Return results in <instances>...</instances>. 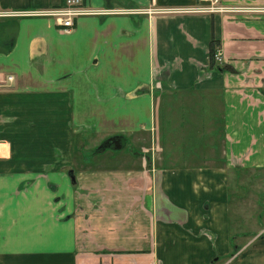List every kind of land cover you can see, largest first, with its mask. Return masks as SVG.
Returning a JSON list of instances; mask_svg holds the SVG:
<instances>
[{"label": "crops", "instance_id": "crops-1", "mask_svg": "<svg viewBox=\"0 0 264 264\" xmlns=\"http://www.w3.org/2000/svg\"><path fill=\"white\" fill-rule=\"evenodd\" d=\"M84 2L141 13L69 33L0 16V264H264V193L247 215L229 189L264 174V0ZM114 137L122 149L95 152Z\"/></svg>", "mask_w": 264, "mask_h": 264}, {"label": "built area", "instance_id": "built-area-1", "mask_svg": "<svg viewBox=\"0 0 264 264\" xmlns=\"http://www.w3.org/2000/svg\"><path fill=\"white\" fill-rule=\"evenodd\" d=\"M166 13H197V14H232V13H253L255 9L229 8L223 5L222 0H197V4L191 8H179L166 10ZM139 10H106V9H91L87 6L84 0H64L63 5L38 11L25 12H3L0 16L3 17H43L51 19L56 26L61 28L63 32L69 33L74 28V22L77 18L88 16H111V15H128L140 14ZM219 49L214 54L215 62H219ZM7 81L11 83L12 77H8Z\"/></svg>", "mask_w": 264, "mask_h": 264}, {"label": "rangeland", "instance_id": "rangeland-1", "mask_svg": "<svg viewBox=\"0 0 264 264\" xmlns=\"http://www.w3.org/2000/svg\"><path fill=\"white\" fill-rule=\"evenodd\" d=\"M234 173L230 176V182H229V189L230 193L234 195L235 192H239L244 199H249L247 201L252 200L253 203L249 204L248 202L245 204L244 208H241L238 213L246 212L247 215L250 214V209L253 211V213H258L261 209L260 204H258L257 200H262V192L264 193V174L260 172H247L243 173L240 178L234 179ZM238 185H240L241 188H238ZM261 198V199H260ZM242 199V200H244ZM235 200L234 197L231 199L232 201ZM235 205L231 206L232 208H235ZM237 212H233V216L236 215ZM239 215V214H237ZM236 215V217H237Z\"/></svg>", "mask_w": 264, "mask_h": 264}, {"label": "trees", "instance_id": "trees-1", "mask_svg": "<svg viewBox=\"0 0 264 264\" xmlns=\"http://www.w3.org/2000/svg\"><path fill=\"white\" fill-rule=\"evenodd\" d=\"M221 43L219 40L212 39L209 46V60H210V68H216L218 70H222L220 64L215 62L214 54L216 53L217 49H220ZM104 151L103 149H96L95 152Z\"/></svg>", "mask_w": 264, "mask_h": 264}, {"label": "water", "instance_id": "water-1", "mask_svg": "<svg viewBox=\"0 0 264 264\" xmlns=\"http://www.w3.org/2000/svg\"><path fill=\"white\" fill-rule=\"evenodd\" d=\"M123 148V140L121 138H109L103 144H101L98 149H111L113 151H118Z\"/></svg>", "mask_w": 264, "mask_h": 264}]
</instances>
